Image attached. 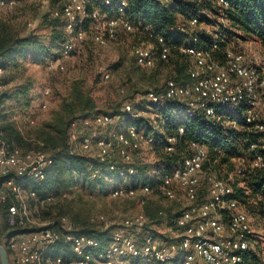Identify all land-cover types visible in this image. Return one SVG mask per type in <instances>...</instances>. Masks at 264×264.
<instances>
[{"label": "built area", "instance_id": "built-area-1", "mask_svg": "<svg viewBox=\"0 0 264 264\" xmlns=\"http://www.w3.org/2000/svg\"><path fill=\"white\" fill-rule=\"evenodd\" d=\"M58 0L51 8L50 15L63 24L66 35L61 45L59 57L68 56L76 44L83 43L87 37L97 45L104 46L122 34L133 33L135 27L125 16L126 3L119 0L112 6V0ZM170 3L173 0H159ZM201 3L203 0H184ZM14 0H0V8L13 5ZM220 14L216 17L218 25L210 36L216 39L222 27H229L224 17L231 7L230 0H211ZM258 13H264V0H253ZM211 17L209 13H205ZM263 16V17H262ZM259 16L258 25L264 30V15ZM87 23L83 28V23ZM196 18L180 20L177 28L192 31L197 28ZM207 25V24H204ZM221 25V26H220ZM209 35V34H208ZM199 37L192 36L183 43L166 40L162 35L149 32L147 41L132 46L131 54L137 65L151 68L156 60H166L172 50L185 55L188 59L185 84L172 79L166 80L163 88L149 89L144 93L145 107L155 117L168 101H177L182 105L181 117H191L201 113L206 123L219 120L220 113H228L227 124L233 129L244 128L257 135L249 142L253 152L250 166L264 171V65L253 63L246 58L243 50L227 45L221 49L218 43L198 45ZM221 54V60L214 55ZM50 59L49 65L58 62ZM0 57V88L5 71ZM59 65V64H58ZM63 69L62 65H59ZM102 77L107 80L109 73ZM49 89H44L40 109L48 106ZM242 107V108H241ZM121 110L124 114L133 111L130 103L125 102ZM153 111V112H152ZM153 117V118H154ZM114 117L99 113L84 124L93 125L87 133L78 139L82 155L115 170L116 159L128 164L120 168V175L126 185L108 188L111 198L134 200L140 211L124 216L120 220L121 228L107 215L95 213L90 222L103 229H114L109 240L100 245L96 237L78 233L68 217L58 220L43 218L48 207L67 199L69 192L57 194L43 187L46 171L52 164V155L38 147L22 148L8 143L0 130V217L7 226L15 229L7 236L4 248L7 249L11 264H242L249 252L255 251L258 231L252 224L251 214L234 197L233 181L243 172V164L238 162L233 171L226 176L211 167L206 147L198 142L189 144V152L182 158L181 164L171 171L154 173L153 186L130 184L136 170L132 165L134 154L151 150L154 133H148L131 124L122 129L109 131L102 135L98 127L111 126ZM14 120L16 117L14 116ZM25 124H34L27 117ZM17 129L21 127L15 122ZM71 124L69 140H77ZM183 127L178 128L179 134ZM177 138L168 136L167 152L174 150ZM39 145L42 143L38 142ZM74 152L73 149H71ZM92 179L100 177V169L90 166ZM119 169V168H118ZM40 187V189H37ZM91 198L95 195L88 192ZM158 197L159 203L173 204L175 212L171 224L164 227L163 235L147 229L148 217L143 207ZM159 215H164L159 211ZM61 225V229L57 226ZM70 253L67 262L64 255Z\"/></svg>", "mask_w": 264, "mask_h": 264}, {"label": "trees", "instance_id": "trees-1", "mask_svg": "<svg viewBox=\"0 0 264 264\" xmlns=\"http://www.w3.org/2000/svg\"><path fill=\"white\" fill-rule=\"evenodd\" d=\"M118 1L112 0V6L115 7ZM124 1L126 3L125 16L135 27V31L131 34L136 37L139 43L147 41L149 32H153L175 43H183L190 37L197 35L199 37L198 45L208 46L216 42L221 49L231 45L234 36L241 39L256 38L264 44V30L258 25V18L264 13H258L255 5H249L253 0H230L231 7L224 17L238 31H233L229 27H222L217 32L219 36L216 39L197 28L185 32L177 28L180 20L191 18H196L198 23H206L207 25L220 24L216 19L220 14L211 3V0H203L201 3H190L184 0H173L170 3H162L159 0ZM94 4L100 6V1L94 0ZM205 13H209L211 17H208ZM86 25L85 22L82 27L86 28ZM41 26L49 29V35L45 40L36 36H19L8 24L0 21L2 67H4V71L8 69L7 72L10 71L11 75L8 81H2L3 85L16 81L21 76L24 62L28 58L39 65L59 56L61 45L66 38L62 22L51 17L48 13L44 15ZM171 54L172 58L170 57ZM214 55L218 60H221L219 51H216ZM168 62L171 65L166 80L172 79L181 84L187 83L189 81L187 75L188 59L176 50H172L166 60H156L155 65L151 68L159 69L166 64L168 65ZM20 68H22L21 73ZM163 85L154 90L163 88ZM30 88L28 83H20L12 91L3 92L0 95V106L5 101L8 102L7 111L10 115L13 113V111H10L12 107H18L22 111L30 103ZM140 108L143 111L146 107L140 106ZM181 108L182 105L179 102L171 100L163 108L154 112L155 117L153 120L140 116L132 119L131 123L139 129L154 133V141L150 150L153 155L152 163L136 167V163L133 162L132 165L136 170V174L130 184L134 187L139 184L153 186L155 183L152 178L154 173L171 171L178 167L182 158L189 152V144L198 142L206 147L211 167L222 173L223 176L233 171L238 162L243 164L242 174L235 176L233 181L234 197L245 205L250 214L257 216L258 220L264 222V171L250 166L253 152L248 146L249 142L254 140L257 135L244 128L233 130L227 124L229 119L227 112H221L222 117L219 120L213 119L206 123L201 113H196L191 117H181L179 115ZM98 112L92 97L82 88L80 83L74 82L52 117L38 127L35 140L20 132L14 123L7 118L8 113H3V109L0 110V130L8 143L22 148H30L31 142L36 141V147L53 152L51 154L52 164L47 169L46 177L42 183L45 189L53 190L59 194L66 191L72 193L73 189L79 187L77 189L82 191L108 194V187L126 185L120 175V168L128 166V164L123 163L116 154L117 168L110 170L107 164L99 163L85 155L72 152L68 144L71 124L74 122L84 124L86 120L99 114ZM121 112L123 113L122 110ZM179 127L184 129L181 134L177 133ZM171 135L176 136L177 141L174 150L167 152L165 150L168 146L167 137ZM38 142L42 145H39ZM91 165L100 169V177L96 180L92 179ZM37 189H40V187ZM64 202L48 207L44 214L50 216L52 208H56L55 215L53 213L51 219L58 220L63 216L68 217L71 204L63 205ZM2 208L0 206V209ZM160 210L163 211L164 215H159ZM143 212L149 220L147 229L154 232L157 231L156 227L163 228L170 225L176 215L175 212H172V208H164L154 200L149 201L143 207ZM45 215H43V218H45ZM68 219L76 232L96 237L100 240V245L109 240L110 232L115 227L112 226L105 231L99 230L97 228L99 225L91 223L90 216L87 217V215L80 217L72 214ZM256 241L255 245L258 247V239ZM7 253L9 252L7 251ZM249 253L242 264H251L258 259L257 250ZM71 258L70 253L64 255L66 262Z\"/></svg>", "mask_w": 264, "mask_h": 264}, {"label": "rangeland", "instance_id": "rangeland-1", "mask_svg": "<svg viewBox=\"0 0 264 264\" xmlns=\"http://www.w3.org/2000/svg\"><path fill=\"white\" fill-rule=\"evenodd\" d=\"M57 4L58 0H14L13 5L0 8V21L8 24L19 36H36L45 40L49 35V29L41 26L42 19ZM204 24L206 23L198 25L197 29L205 31L209 35L213 34L215 31L213 25ZM226 25L233 31H238L229 23H226ZM134 37L131 33L122 34L104 46L97 45L90 37H87L83 43L76 44L75 49L68 56H58V62L50 66H48L49 60L38 65L28 58L24 62V68L19 70L21 73L22 69L21 76L16 81L9 82V84L0 88V95L5 91H12L20 83H28L31 87L29 105L22 111L18 107H12L10 111H13V113L10 115L7 111V105L9 104L5 101L0 106V110L3 109V113H8L7 118L14 125H16L15 122L17 121L24 135L30 136L35 140L38 127L52 117L54 111L59 108L61 100L68 94L71 85L74 82H78L95 101L98 113H107L114 117L111 126L98 127L102 135H108L109 131L131 125L132 119L138 116L153 120L154 116L148 108L143 111L140 110L142 109L140 106L145 107L146 104L143 96L147 90H154L164 84L169 74L171 63L168 62V65L166 64L159 69L137 66L131 50L134 44H140L141 42L139 43ZM230 46L243 50L246 58L253 63L264 65V44L260 40L252 37L241 39L234 36ZM170 57L172 58V54ZM58 64L62 65L63 69H60ZM7 70H5L4 78L1 82L8 81L11 78L10 71L7 72ZM104 72L109 73L107 80L102 77ZM47 88L50 92L49 103L45 110H41L40 104L43 100V91ZM125 102L130 103L133 107V111L129 114L121 112L122 105ZM11 105L13 106V104ZM262 115L264 116V107L262 108ZM14 116L16 120H14ZM27 117L33 118L34 124H25L24 121ZM92 127L93 125L90 124L85 125L76 122L74 131L77 140L68 139V144L74 150V153L82 154L78 139ZM36 145V141L31 142L30 147H36ZM47 152L53 153L52 151ZM114 157L116 158L115 155ZM133 161L136 163V167L144 164L148 165L152 163L153 155L149 151L137 152L134 154ZM77 188L79 187L73 189L72 193L64 200L63 205L71 204L68 218L72 214L80 217L87 215L89 217L95 213H102L115 221L116 228H121L119 223L124 216L140 211L139 205L134 200L111 198L105 193L96 192L90 198L88 191H82ZM151 198L154 199V202L159 203L158 197L153 195ZM159 204L164 208H172L171 205H173L166 202ZM55 211L56 208H52V214L50 216L44 214L45 218H53ZM251 217L252 224L258 231L259 242L258 247L255 245L258 259L251 264H264V222L258 220L255 215L251 214ZM99 226L97 228L100 230L102 227ZM57 227L61 229V225ZM163 228L156 227V232L163 235V232L160 231H164ZM14 233H16L15 229L8 227L5 220L1 219L0 242L2 245L6 237ZM255 242L257 241L255 240Z\"/></svg>", "mask_w": 264, "mask_h": 264}, {"label": "water", "instance_id": "water-1", "mask_svg": "<svg viewBox=\"0 0 264 264\" xmlns=\"http://www.w3.org/2000/svg\"><path fill=\"white\" fill-rule=\"evenodd\" d=\"M0 263L11 264L8 258V253L1 242H0Z\"/></svg>", "mask_w": 264, "mask_h": 264}, {"label": "crops", "instance_id": "crops-1", "mask_svg": "<svg viewBox=\"0 0 264 264\" xmlns=\"http://www.w3.org/2000/svg\"><path fill=\"white\" fill-rule=\"evenodd\" d=\"M3 219L2 217H0V220Z\"/></svg>", "mask_w": 264, "mask_h": 264}]
</instances>
